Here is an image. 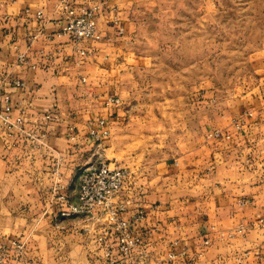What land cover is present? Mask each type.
<instances>
[{
	"label": "crops",
	"instance_id": "crops-1",
	"mask_svg": "<svg viewBox=\"0 0 264 264\" xmlns=\"http://www.w3.org/2000/svg\"><path fill=\"white\" fill-rule=\"evenodd\" d=\"M65 1L75 11L99 7V40L76 42L62 32L60 0H0V88L10 95L12 115L24 120L21 129L0 122L5 264H106L96 237L106 231L113 246L116 236L100 209L69 217L59 210L77 202L83 167L108 159L110 149L117 159L129 125L124 78L135 64L136 14L152 0ZM115 97L119 104L107 102ZM196 113L202 122L196 129L184 123L174 153L156 158L151 169L127 160L116 200L126 203L124 217L142 212L130 229L144 239L131 260L264 264V54L250 61L244 88L222 108ZM98 119L108 135L95 140L87 125ZM217 130L223 135L214 136ZM60 184L65 200L52 192ZM14 242L22 244L18 257Z\"/></svg>",
	"mask_w": 264,
	"mask_h": 264
},
{
	"label": "rangeland",
	"instance_id": "rangeland-1",
	"mask_svg": "<svg viewBox=\"0 0 264 264\" xmlns=\"http://www.w3.org/2000/svg\"><path fill=\"white\" fill-rule=\"evenodd\" d=\"M135 64L124 78L119 154L152 168L176 150L183 124L223 107L244 88L250 61L264 54V0H152L138 9ZM187 135V134H186ZM125 185V184H124Z\"/></svg>",
	"mask_w": 264,
	"mask_h": 264
},
{
	"label": "built area",
	"instance_id": "built-area-1",
	"mask_svg": "<svg viewBox=\"0 0 264 264\" xmlns=\"http://www.w3.org/2000/svg\"><path fill=\"white\" fill-rule=\"evenodd\" d=\"M61 8L67 19L62 32L69 34L76 42L99 40L101 33L97 28L98 6L83 7L80 11H75L65 0H60ZM37 16H42V11L37 12ZM85 50H79L80 54H85ZM18 59L23 60V55L18 54ZM15 86H21L23 83L19 80L13 82ZM10 95L7 91L0 88V122L7 128L21 129L23 118L21 115H12L9 102ZM107 102L119 104V98H108ZM4 103V106H1ZM105 119H98L96 122L88 123V134L95 140H100L108 135ZM236 129H240L242 121L236 120L234 123ZM214 136L223 135L221 131H215ZM127 170L117 164L115 161L100 159L96 164L83 167L78 173V192L76 203H64L60 208L59 215L69 217L75 214H88L96 209H100L106 216V219L112 224L115 230V238L112 241L113 246L107 241L108 234L104 231L96 237L100 244V249L106 264H135L132 262V256L143 243V237L138 233H133L130 229V223L140 220L142 212L138 211L130 218L122 216L126 211V203L116 200L124 188L127 180ZM64 185L60 184L52 189L53 194L60 200H65V194L61 192ZM206 239L204 244H208ZM19 256L21 243H13ZM7 249L0 248V264H5V255ZM175 255L170 253L168 258L171 260Z\"/></svg>",
	"mask_w": 264,
	"mask_h": 264
}]
</instances>
